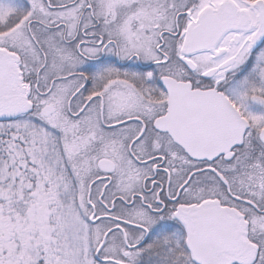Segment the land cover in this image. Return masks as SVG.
Returning <instances> with one entry per match:
<instances>
[{"label": "snow or ice", "instance_id": "snow-or-ice-1", "mask_svg": "<svg viewBox=\"0 0 264 264\" xmlns=\"http://www.w3.org/2000/svg\"><path fill=\"white\" fill-rule=\"evenodd\" d=\"M0 264H264V0H0Z\"/></svg>", "mask_w": 264, "mask_h": 264}]
</instances>
